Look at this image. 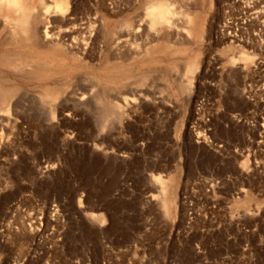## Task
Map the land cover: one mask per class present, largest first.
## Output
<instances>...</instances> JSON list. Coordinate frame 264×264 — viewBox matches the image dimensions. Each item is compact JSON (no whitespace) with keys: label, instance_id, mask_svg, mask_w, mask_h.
Masks as SVG:
<instances>
[{"label":"rangeland","instance_id":"rangeland-1","mask_svg":"<svg viewBox=\"0 0 264 264\" xmlns=\"http://www.w3.org/2000/svg\"><path fill=\"white\" fill-rule=\"evenodd\" d=\"M151 1L68 0L56 31L102 34L44 81L0 5V264H264V0H172L153 34Z\"/></svg>","mask_w":264,"mask_h":264},{"label":"bare ground","instance_id":"bare-ground-1","mask_svg":"<svg viewBox=\"0 0 264 264\" xmlns=\"http://www.w3.org/2000/svg\"><path fill=\"white\" fill-rule=\"evenodd\" d=\"M0 1H1L0 5L2 7L10 8L11 10L17 12L18 14L20 13V17L19 16L18 18L15 17V19L11 18L12 19L11 21H13V23L15 22L14 24L15 27L14 29L10 28L13 29L10 30L11 31L10 35L12 36L11 39L16 40L15 44L16 43L17 44L14 47V51L11 53L12 58H10L11 60L10 64L16 65L17 62L25 60L29 65H31L30 67L27 68V71L31 74H37V77L40 81H44L48 77L51 78V75H53V74L47 75L46 72L49 71L48 69L49 67L44 66V64L47 65L49 62L54 63V61L59 60L60 59L59 57L61 56L65 58H69L68 56L78 57L79 54H82L83 52L85 53L87 47L92 43V41L95 40V38H93L95 34L99 36H101L102 34L103 27L98 23L97 18H94L95 26L93 27L92 26L82 27L79 25H73L71 27H68L67 29L56 31V27L55 25H53V23L56 22L54 18L56 16L60 17L59 21L62 23H69V24L74 23V18L68 15V11L70 8L68 0H53L52 2L54 3L53 9L51 10L47 8V11L46 13L44 12L45 14L42 18H40L39 15H35L33 12L30 13L29 12L30 10H28L29 8L26 7V5H24L21 0H0ZM180 14L181 11H178L175 8L172 0H152L151 4L149 5L145 13V16L148 21L147 23L148 32L150 33L152 32L153 34V32L154 33L160 32L161 30L164 29L165 31H171L174 28L177 29L176 18L179 17ZM15 15L16 14H14V16ZM138 31L139 28L135 29V27L134 28L132 27L130 28V30L126 31L125 34L127 36L136 35L138 34ZM128 37L123 38V35H121L120 37L117 38L115 45L123 46V43L127 45L129 40ZM197 60L198 59L194 58V61L192 60V62L189 63L186 70V74L190 75L191 73L194 72V70L198 66ZM244 60L245 61L248 60V57L246 55L243 56V61ZM57 62L59 63V61ZM32 66L34 67V69ZM254 68L257 69V67ZM51 71L57 73L58 69L55 68L54 70ZM61 71L59 70L58 72ZM182 88H184V86ZM6 90H10V89H6ZM128 99L131 98H124V102L127 103ZM0 103H2V105L4 104L2 108H5L7 105L9 106L10 92L5 91L4 93H1ZM162 180L160 177L157 178V181L161 189L160 191H162L163 194H167L166 191L167 186ZM160 204H162V206L166 205L164 199L163 202ZM163 210H165V208H163ZM91 216H92L91 218L98 217V215L96 214H91Z\"/></svg>","mask_w":264,"mask_h":264}]
</instances>
